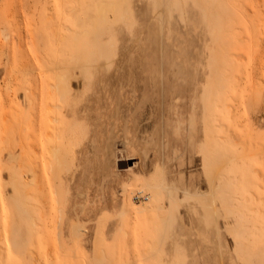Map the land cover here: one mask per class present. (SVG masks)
Segmentation results:
<instances>
[{"label": "rangeland", "instance_id": "1", "mask_svg": "<svg viewBox=\"0 0 264 264\" xmlns=\"http://www.w3.org/2000/svg\"><path fill=\"white\" fill-rule=\"evenodd\" d=\"M0 264H264V0H0Z\"/></svg>", "mask_w": 264, "mask_h": 264}, {"label": "bare ground", "instance_id": "2", "mask_svg": "<svg viewBox=\"0 0 264 264\" xmlns=\"http://www.w3.org/2000/svg\"><path fill=\"white\" fill-rule=\"evenodd\" d=\"M103 4V3H102ZM241 6H242V4L241 3H239ZM101 6V5H100ZM228 12H231L232 13V10H231V8H230V5L228 4ZM100 8V7H99ZM246 9V8H245ZM101 10V9H100ZM103 10V9H102ZM250 10V9H249ZM261 13V12H260ZM102 14V13H101ZM258 14H259V12H258ZM232 15H229V17H227V16H225V29L227 30V33H230L231 34V32L233 31V29L234 28H237V29H239V31H241V32H243V31H245L242 27H239V25L237 24V23H231L230 21L231 20H233V18L231 17ZM259 19V18H258ZM256 23V22H255ZM258 24V23H257ZM260 27V26H259ZM254 28H257V29H259L258 27H255L254 26ZM251 29H253V27H251L250 28V30ZM225 30V31H226ZM255 30V29H254ZM259 31H261V30H259ZM253 32V31H252ZM253 34V33H252ZM259 34V33H258ZM234 35H235V33H234ZM228 36H229V34H228ZM225 37H226V35H225ZM230 37V36H229ZM252 37V36H251ZM227 38V37H226ZM243 38V37H242ZM230 40V39H229ZM239 40H241V39H239ZM242 41V40H241ZM238 43V42H237ZM253 42H251V44H252ZM254 43H256V42H254ZM229 44H230V42H229ZM219 62H220V60H219ZM221 65V64H220ZM51 68V67H50ZM49 68V69H50ZM55 69L57 68V67H54ZM52 69V68H51ZM53 70V69H52ZM55 72V71H54ZM57 72V71H56ZM224 76H225V74H224ZM69 77V76H68ZM67 78V76H65V74H58L57 75V83L56 82H54V84L56 83V87H58V88H60V90L61 91H59L58 89H56L57 91H59L60 93L59 94H61V95H63L64 93L62 92L63 90H62V84H64L63 83V81H65L64 79H66ZM68 79V78H67ZM70 82V81H69ZM53 84V83H52ZM67 85V84H66ZM50 86H52V88L54 87L53 85H51L50 84ZM251 87H254V86H251ZM52 88H50V89H52ZM63 89H64V87H63ZM69 89V88H68ZM54 90V89H53ZM65 90H67V88L65 89ZM49 92H50V90H49ZM53 93H54V91H53ZM63 93V94H62ZM52 95V94H51ZM61 98H62V96H61ZM49 101V100H48ZM50 104V103H49ZM53 105V104H52ZM50 107V106H49ZM52 107H54V106H52ZM48 108V107H47ZM51 113V112H50ZM47 116V115H46ZM52 117V116H51ZM47 119V118H46ZM54 119V118H53ZM45 121V120H44ZM44 123V122H43ZM45 126V125H44ZM7 128V127H6ZM5 128V129H6ZM41 129V128H40ZM38 131H39V129H38ZM44 131V130H43ZM37 132V131H36ZM57 132V131H56ZM55 132V133H56ZM39 133V132H38ZM48 133L50 134V132H47L46 133V135H48ZM57 134V133H56ZM42 136L44 137V135L42 134ZM53 136V135H52ZM54 137V136H53ZM47 138H48V136H47ZM51 138V137H50ZM45 139V138H44ZM46 140H48V139H46ZM54 140V139H53ZM49 141H50V139H49ZM235 141H236V139H235ZM48 142V141H47ZM209 142H210V139H209ZM245 142V141H244ZM241 143V142H240ZM48 144H50V143H48ZM55 145V144H54ZM54 145H51V146H54ZM244 145V144H243ZM58 148V147H57ZM57 148H55V147H53V149H52V147L50 148V150L52 149V156L55 158V160H57L58 161V151H57ZM49 150V149H48ZM59 150V149H58ZM214 150V149H213ZM213 150H211L210 152H212ZM209 151V150H208ZM223 151V150H222ZM225 155V154H224ZM222 158H223V155H222ZM233 158H235V157H233ZM240 158H242V156H240ZM128 159V158H127ZM126 159V160H127ZM138 159V158H137ZM224 159V158H223ZM222 159V160H223ZM226 159H228V158H226ZM225 159V160H226ZM220 161V160H219ZM229 161V160H228ZM136 162V161H135ZM223 163L225 162L226 163V161H222ZM224 163V164H225ZM217 165V164H216ZM120 166H124V168L126 169V170H129V169H132L133 168V166H131V165H127V164H124V165H120ZM203 166H204V168H205V175L206 174H208L207 175V177L209 176V179L207 180V184H208V186H209V189L211 190L212 188H213V185H212V181H213V173L211 172V169H212V167H211V169H210V166L208 165V162H207V159L206 158H204V162H203ZM218 166H220V164L218 165ZM222 166V165H221ZM214 168V167H213ZM216 168H218V167H216ZM219 170H220V167L218 168ZM217 169V170H218ZM213 170V169H212ZM160 176H159V180H158V182H154V183H149V182H146L145 184H144V186L145 187H140V188H138V189H136L137 191H139V193H140V195H138L136 198H137V200H135L134 199V197L132 196L131 197V202H132V208L134 209V210H138V211H141V212H145V217L146 218H151L152 216H153V214L152 213H158V212H160V209H161V207H162V205L161 204H159V199H160V194H161V190H165V193H166V196H167V198H168V200H169V202H170V207H174V209L176 210V212H177V214H178V216H179V218L182 220V213H181V211H180V206H181V204H182V202H184V201H186L188 198H190L191 196H192V194L189 192V191H187V190H185L184 191V197L183 198H180V199H178L177 197H176V193H177V190H176V187L175 186H173V185H170V184H168L167 182H166V179H165V172H164V169H160V174H159ZM220 176V175H219ZM225 176V175H224ZM213 177V178H212ZM218 178V177H217ZM226 178V177H225ZM219 179H220V177H219ZM214 188H216V187H214ZM145 189H147L148 190V192H146L145 191ZM219 190V189H218ZM135 191V190H134ZM212 191H213V189H212ZM215 192V191H214ZM214 192H210V193H214ZM211 194V195H212ZM213 196V195H212ZM211 196V197H212ZM209 197V196H208ZM210 197V198H211ZM214 197V196H213ZM213 197H212V199H213ZM228 199V198H227ZM209 200V199H208ZM213 201V200H212ZM211 201V202H212ZM187 202V201H186ZM203 203V202H202ZM207 203H208V201H207ZM213 203V202H212ZM223 203V202H222ZM198 204H200V203H198ZM25 206H26V204H25ZM209 206L210 205H208V208H209ZM28 208H30V207H28ZM27 208V209H28ZM205 208H207V206L205 207ZM207 208V209H208ZM24 209V208H23ZM27 209H25V210H27ZM194 209V208H193ZM192 210V209H191ZM202 210V209H201ZM205 211H207V212H212V216H213V214H215V207H213V209L210 207V210H206L205 209ZM23 212V211H22ZM197 213V212H196ZM201 213H203V212H201ZM205 214V213H204ZM209 214V213H208ZM160 215V214H159ZM207 215V214H206ZM205 215V216H206ZM27 216V215H26ZM204 215H203V217H205ZM210 215H208L207 216V218L209 217ZM16 217H17V219H18V222L21 224V217H20V215L19 214H17L16 213ZM28 217H29V221H30V226H31V228L32 229H35L36 228V225L38 224V220L36 219V217L33 215V214H31V213H29V211H28ZM217 217V216H216ZM210 218V217H209ZM206 220V219H205ZM204 220V221H205ZM208 220V219H207ZM231 220V219H230ZM210 221V220H209ZM205 223H207V222H205ZM209 223V222H208ZM215 224V223H214ZM208 226H209V224H207ZM22 226V225H21ZM216 226V225H215ZM216 228H217V226H216ZM232 230V229H231ZM228 231H229V229H228ZM203 232V231H202ZM218 235V234H217ZM216 235V236H217ZM203 236V235H202ZM206 236V235H205ZM202 239H203V237H202ZM219 240V239H218ZM220 250V249H219ZM239 251V250H238Z\"/></svg>", "mask_w": 264, "mask_h": 264}]
</instances>
